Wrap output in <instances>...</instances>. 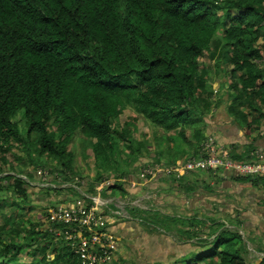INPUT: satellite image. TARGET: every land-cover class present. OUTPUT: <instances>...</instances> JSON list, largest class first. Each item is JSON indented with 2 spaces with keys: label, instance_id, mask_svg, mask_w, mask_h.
<instances>
[{
  "label": "trees",
  "instance_id": "1",
  "mask_svg": "<svg viewBox=\"0 0 264 264\" xmlns=\"http://www.w3.org/2000/svg\"><path fill=\"white\" fill-rule=\"evenodd\" d=\"M204 58L212 71L201 65ZM220 107L246 139L264 129V0H0V264H20L27 247L40 255L30 264H80L62 236L46 228V212L41 222L27 217L35 189L16 177L21 170L8 165L6 154L20 149L68 181L82 180L76 155L86 159L90 150L95 174L77 184L94 192L92 184L106 174L123 177L137 162L138 175L199 158L206 120ZM139 119L151 129L138 140ZM76 138L77 152L68 149ZM223 146L236 162L255 151ZM146 156L167 164L143 165ZM122 185L108 196L137 195ZM127 212L137 221H121L150 235L175 231L180 242L193 241L192 252L169 264H247L238 220L236 230L206 220L179 232L154 211ZM176 247L166 244L145 258Z\"/></svg>",
  "mask_w": 264,
  "mask_h": 264
},
{
  "label": "crops",
  "instance_id": "2",
  "mask_svg": "<svg viewBox=\"0 0 264 264\" xmlns=\"http://www.w3.org/2000/svg\"><path fill=\"white\" fill-rule=\"evenodd\" d=\"M205 136L215 137L218 142L228 146L229 149L233 146L239 154L243 153L246 147L253 146L255 151L245 155L244 161L241 162L250 161L252 154L256 153L264 157V129L260 130L259 135L257 133L251 136L248 135L246 139L243 130L233 123L221 107L212 111L207 118ZM137 139H141V136L139 135ZM146 140H148L147 137ZM149 150L150 152L153 151L152 148ZM141 161H145V159H141ZM138 166L139 162L129 169L127 175H137L135 173L138 171ZM259 179L264 180V177H259ZM258 184L260 183L258 182ZM258 184L256 187H252L250 183L241 181L228 171H217L214 173L192 174L180 182L161 179L158 182L148 184L146 187L139 186L135 190L130 189L125 184L122 187L127 186L130 192L136 191L138 197L143 191L154 187L159 196L154 212L163 218L173 220L175 230L179 232L191 231L188 228L190 221L203 222L209 220L210 222H218L229 230H236V223L240 221V228L236 230L237 234L239 232L244 233V231L247 237L256 234L257 237L252 240L260 245L262 238H264V187H260ZM114 192L115 194L112 196L119 197L120 191L114 190ZM57 195L49 198L45 203L51 207L55 204H72L75 201L68 192H60ZM124 196L131 199L134 195L125 190ZM59 201L60 203H57ZM105 215L107 216L108 227L120 239V242L117 241L119 250H121V246L124 249L121 250V255H119L122 256L120 259L124 260L122 262L132 261L136 256V252L134 249L132 253H127V251L131 247L136 248L139 245L138 243L141 244V242H145V246L142 247L143 251L140 253L146 254L143 256L144 258L150 253H156L158 250L161 253L167 250V241L163 242L162 239L152 237L142 225L126 223L108 212ZM174 232H169V235L180 244V236L176 234L177 232ZM182 240L181 243L190 245L193 242ZM192 251L191 249L188 253ZM259 252L261 253V251ZM153 261L152 259L151 262Z\"/></svg>",
  "mask_w": 264,
  "mask_h": 264
},
{
  "label": "built area",
  "instance_id": "3",
  "mask_svg": "<svg viewBox=\"0 0 264 264\" xmlns=\"http://www.w3.org/2000/svg\"><path fill=\"white\" fill-rule=\"evenodd\" d=\"M216 171H228L238 177H261L264 176V157L256 153L249 162L233 161L227 148L217 143L213 137L208 136L201 145L199 158H189L172 166L147 167L141 170L137 178L102 180L95 185L98 193L96 197L84 196L85 200H79L72 206L50 210L49 222L61 227L58 232L61 233L69 249L78 257L80 264H111L117 249V241L107 230V218H105L103 209L112 206L114 207V211L111 212L113 215L120 219L137 221L127 212V209L156 211L159 196L156 191H147L130 201L113 197L102 198L99 196L100 193L118 181L134 189L160 178L180 181L192 173H214ZM37 174L40 176L39 172ZM49 187L55 188L52 184ZM86 200L90 202L89 205ZM113 242H115V251L112 253L109 245Z\"/></svg>",
  "mask_w": 264,
  "mask_h": 264
},
{
  "label": "rangeland",
  "instance_id": "4",
  "mask_svg": "<svg viewBox=\"0 0 264 264\" xmlns=\"http://www.w3.org/2000/svg\"><path fill=\"white\" fill-rule=\"evenodd\" d=\"M201 65L202 66H204V65L207 66L208 69H210V67L212 66L211 63H208L206 58L201 60ZM125 115L126 116L119 117V120H118L119 124H121L124 121L125 117H128L130 115V111L126 110ZM144 124L145 123L143 122L142 119L138 120L137 133L139 135H141L142 132H148V130L151 129V126L144 125ZM79 144H80V140L78 138H76L75 142L71 146H69L68 149H71V150L77 152ZM121 147L124 149V152L127 153L125 144H122ZM180 150L181 149H178L177 151L180 152ZM85 154L88 157L86 159L82 158L80 155L78 156V155L75 154L77 156V158L75 160L74 167L77 170H79L80 173H81L82 180H80V181H85L88 177H93L94 174H95V169L93 167V161H92V153H91L90 150H86ZM5 158L7 159L8 165H11L12 167H16V170H15L16 173H17L18 169H20L21 172H18V173L22 174L23 176H26L31 181H36L35 177L38 175L37 174L38 172L40 173V176L39 175L37 176L38 177L37 182L39 184V187L36 188V190H35L34 204L31 207V211H27V217L30 220H32L33 222H36V221L41 222V219H43L42 217H43L46 209L50 206L49 204H47L45 202H47L49 200V198H53L54 196H58V195H56L57 193H55L54 191L48 190L49 189V185L54 184L56 182V173L57 172L53 171L54 167L49 166V165L45 166V168L44 167H40L39 165L42 162H44L45 160L40 159L37 162V163H40L38 165H35L36 164L35 162H32V163L29 162L26 159V157L23 155V153L20 152V149H17V148L15 150H13L11 152V154H6ZM179 161H183V160H177L175 163H177ZM142 164L143 165H154V164H167V163L164 162L163 160H161L160 158H157V157L151 158L150 156H146L145 162L142 163ZM7 172H8V170H7ZM7 174H12V173H7ZM106 175H109V174H106ZM106 175H104V176H106ZM114 175L118 176L119 173H116ZM76 180H78V179H76ZM78 186L83 191V187H81L80 185H78ZM258 186L264 187V185H262L261 183L258 184ZM153 189H154V187H150L149 188V190H153ZM8 197H9L8 198L9 201H14V199L11 196L8 195ZM73 198L75 200L77 199V197L74 196V195H73ZM133 199H135V198H133ZM133 199H131V200H133ZM57 203H60V201L57 202ZM53 206H51V207H53ZM6 211H7V214H8V213H10L11 210L10 209H6ZM1 221H2V219L0 218V227L3 225V223ZM241 230L244 231L243 229H241ZM157 232L158 233H162V231L160 229H158ZM238 234L241 236L242 244L244 245V248H245L244 257H245V260H246L247 264H258V262L260 260L264 259L263 258V256H264V238H262V241L260 242V245H259L258 243H256L255 241L252 240V239H255V237H257L256 234H254L255 236H251L250 235L248 237H247V234H246L245 231H244V233L239 232ZM165 235L151 234L152 237L153 236L154 237H158L159 239H162L163 242L167 241V245H179V246H177L175 248L174 252L168 251V252H164L160 256H157L154 259L153 263H155V261H156V262H161L163 264H169L174 259L179 258L182 255L187 254L192 249V246L190 244L181 243V242L179 244L178 241L174 240L172 237L164 238ZM168 235H169V233H168ZM55 236L61 237L62 235H61V233H59L57 231L55 233ZM38 238L40 239L39 235H38ZM138 244L139 245L136 248L135 247H131L127 251V253H130V252L132 253V251L134 249V251L136 252V256L132 259L131 262L130 261L129 262H119V259L122 257V256H119V255H121V250H124V249L121 246L120 247L121 250H119L118 243H117L116 244L117 249H116V252L114 254L112 263L113 264H147V263L151 262L153 258H144L143 256H145V255L144 254H140L143 251L142 247L145 246V242H141V244L140 243H138ZM109 246H110V249L112 250L111 252L113 253L115 251V242H113ZM259 249H263V251H261V253L256 252V251H259ZM36 254H37V252H35L34 249H32V248L30 249V248L27 247L26 251L21 256H19L18 262L20 264H30V263H32L34 261V259H36ZM37 255H39V254H37Z\"/></svg>",
  "mask_w": 264,
  "mask_h": 264
},
{
  "label": "clouds",
  "instance_id": "5",
  "mask_svg": "<svg viewBox=\"0 0 264 264\" xmlns=\"http://www.w3.org/2000/svg\"><path fill=\"white\" fill-rule=\"evenodd\" d=\"M254 158V154H252V159ZM251 159V160H252ZM250 160V161H251ZM245 162H249V161H245ZM141 172V171H140ZM139 172V173H140ZM217 172V171H216ZM200 173H207V172H200ZM208 173H212V172H208ZM6 174V173H5ZM7 175V174H6ZM9 175V174H8ZM34 175V174H33ZM56 175H57V177H56V182L54 183V184H52V185H54L55 186V188H50L49 187V189L48 190H52V191H56V190H61V192H68L70 195H72L73 193L75 194V196L77 197V199L72 203V204H55L53 207H49L45 212L47 213V216H48V218L46 219V220H48V226L46 227V228H48V230H49V232L51 233V232H56V231H58V230H60L61 229V227L60 226H58V225H55V224H52V223H50L49 222V211L50 210H53V209H56V208H58V207H69V206H72V205H74L77 201H79V200H85V198H84V196H89V197H96L97 196V192H96V190H95V185L96 184H92L93 185V191L94 192H88V189L90 188V186H88V187H83V191L81 190V188L78 186V184L77 183H80L81 185L82 184H84L83 182H80V180H76V178L74 179V178H69L70 180L69 181H66V180H63L62 179V176L61 175H58L57 173H56ZM139 175V174H138ZM138 175H136V176H132V175H127V176H123V177H120V176H116V175H108V176H106V177H104V178H102L97 184H99L102 180H105V179H109V178H113V179H115V180H119V179H122V178H127V177H132V178H137L138 177ZM235 176V175H234ZM16 177L18 178V179H20L25 185H26V189H35L36 190V188H38L39 186V184H38V182H37V176L35 177V179H36V181H31L29 178H27L26 176H23L22 174H20V175H16ZM235 177H238V176H235ZM261 177H264V176H261ZM238 178H246V177H238ZM247 178H259V177H247ZM72 179V180H71ZM162 178H160L159 180H161ZM159 180H156V181H151V182H148V183H146V184H144L142 187H146L148 184H150V183H154V182H158ZM170 180V179H169ZM173 181V180H172ZM181 181V180H180ZM180 181H173V182H180ZM28 182L30 183V184H28ZM118 183H122V184H125V185H127L126 183H123V182H121V181H118V182H114V184L111 186V187H114L116 184H118ZM111 187H108L107 188V190H105L104 192H102V193H100L99 194V196L100 197H102V198H108V197H113V196H108V194H109V189L111 188ZM139 187V186H138ZM138 187H136V188H138ZM85 189V190H84ZM135 189V188H134ZM147 191H156L155 189H153V190H146V191H143V193L144 192H147ZM55 193H60V192H55ZM157 193V192H156ZM56 194V195H57ZM103 194H105V195H107V196H103ZM73 196V195H72ZM138 196H135V197H132L131 199H133V198H137ZM113 198H118V197H113ZM126 199H128V200H130L131 201V199L128 197V198H125V199H123V200H126ZM86 203L89 205L90 204V202L88 201V200H86ZM114 211V207L112 208V206H108V209H103V212H104V215H105V213L106 212H108V213H111V212H113ZM112 214V213H111ZM115 216V215H114ZM115 217H117V216H115ZM105 218H107V216L105 215ZM118 218V217H117ZM120 219V218H119ZM122 220H125V219H122ZM134 220V219H133ZM132 220V221H133ZM130 221V220H129ZM136 221V220H135ZM109 227H108V225H107V229H108ZM158 229H160V228H158ZM162 232H164L162 229H160ZM164 233H166V232H164ZM54 235H55V233H54ZM118 243V242H117Z\"/></svg>",
  "mask_w": 264,
  "mask_h": 264
}]
</instances>
